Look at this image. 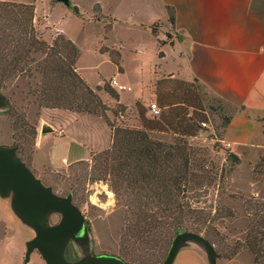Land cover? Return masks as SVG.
<instances>
[{
	"label": "rangeland",
	"instance_id": "1",
	"mask_svg": "<svg viewBox=\"0 0 264 264\" xmlns=\"http://www.w3.org/2000/svg\"><path fill=\"white\" fill-rule=\"evenodd\" d=\"M121 1L72 0L78 6L79 12L56 0H0V3L35 4V12L40 17L37 24L39 31L45 35L44 39L50 36L55 38L60 31L77 45L80 50L78 72L92 88L100 86L98 94L108 108L104 118L110 125L150 129L148 133L153 140L171 145L187 142L191 146V168L195 176L191 178L189 191L184 199L201 210L199 234L213 244L221 259L237 258L239 264H256L255 254L246 245L249 227L245 233L240 232L242 224L231 218L236 211L230 203L244 199L246 209V201L251 197L264 199V165L261 162L250 167L241 164L240 160L231 157L222 141L218 140L227 117L221 100L197 81L186 82L165 76L156 89V102L162 109V115L154 118L145 105L138 103V108L128 107L118 103L107 91L113 88L119 93L111 84L114 76L120 83L131 85L133 89L122 90L124 101L131 105L135 95L140 93L141 82L149 84L156 64L162 62L154 53L156 43L149 33L119 22L114 23L110 32L106 30V19L109 17L107 15H123L127 2L129 5L132 2L125 0L124 5ZM162 32L165 40H170L173 36L169 25L163 27ZM137 39L146 45L144 57L134 53L133 45ZM121 42L126 43L128 51L125 57L122 54V71L113 62L119 59L116 50H121ZM108 47L114 49L110 50ZM104 51H109L111 58ZM33 56L37 61H43L46 57L42 52L34 53ZM36 63L31 66H36ZM163 63L171 66L169 60ZM41 78L40 73L35 76L20 75L8 81L6 88L0 92V146H18L17 154L27 165H32L35 141L33 128L39 127L42 133V126L51 125L54 118H57L48 111V107L40 105L33 92ZM176 122L179 123L175 124ZM203 123L207 125L204 126ZM161 127L164 128L163 131H159ZM81 129L93 135L94 143L96 140L105 143L109 138L101 121L95 120L93 124L82 126ZM193 131L196 132L195 136L187 135ZM203 136L209 138V141L193 140ZM100 153L94 154L88 160L63 164L60 167L47 164L40 170L33 168L35 175L45 185L52 187L56 194L71 195L74 204L84 215L85 230L79 238L69 240L64 257L68 261L76 262L92 255L120 254L121 245L126 244L132 247L131 253L126 257L131 260L128 261L130 264H162L172 242L168 245L164 239L159 243L155 238H145L146 243L134 239L126 241L125 234L129 231L130 223L134 222L133 215L125 205L118 204L117 196L110 185V176L105 175L102 168ZM7 198L13 199L14 192L11 191L5 197L0 195L1 202L5 204L9 203ZM12 210L13 214L17 213L14 205ZM231 213L234 215H230ZM62 218L61 212L52 210L46 224L51 226L59 223ZM248 220L250 221L249 217ZM7 231H10L14 255L18 246H26L38 234V230L25 221L0 223V235ZM38 253L35 250L27 264H46ZM0 263L7 264L8 260L3 258Z\"/></svg>",
	"mask_w": 264,
	"mask_h": 264
},
{
	"label": "crops",
	"instance_id": "2",
	"mask_svg": "<svg viewBox=\"0 0 264 264\" xmlns=\"http://www.w3.org/2000/svg\"><path fill=\"white\" fill-rule=\"evenodd\" d=\"M121 3L125 5V0ZM126 5L123 15H107L106 30L110 32L114 23L119 22L149 33L156 43L154 53L162 62L156 64L149 84L141 82L140 93L135 95L131 105L124 101L122 90H118L120 98L117 102L128 107L138 108V103L148 107L150 102L156 101L158 83L165 76L186 82L197 81L221 100L230 118L223 125L218 140L222 141L225 149L239 158L241 164L250 167L259 163L264 155V0H132L130 5L129 2ZM170 10L174 13V23L170 21ZM76 11L79 12V8ZM39 19L35 12L38 33L44 38L37 24ZM167 25L173 34L170 40H165L162 32ZM45 39L51 42L54 36ZM126 46V43L121 42L123 53L115 49L120 53L116 61L120 63V67L116 64L119 70L122 69V54L123 57L128 54ZM133 47L136 55L145 56L144 42L137 39ZM104 52L111 58L109 51ZM168 60L171 64L169 67L163 63ZM120 84L133 89L131 85ZM47 109L57 118L52 121V132L42 134L37 127L39 133L35 139L32 165H29L33 172L47 164L60 167L88 160L111 146L113 129L104 117L57 108ZM95 120L101 121L109 134L105 143L97 140L94 143L93 135L81 129L82 126L93 124ZM193 140L209 141V138L203 136ZM226 143H230V146L227 147ZM7 199V204L0 200V223H24L25 220L18 213L13 214V199ZM239 202L230 203L236 211L231 218L242 224V230H239L245 233L249 220L244 199ZM10 237V231L0 235V262L4 258L8 260L7 264H27V244L18 246L14 255ZM173 264H210V260L202 243L185 240ZM217 264L239 263L237 258L228 260L218 257Z\"/></svg>",
	"mask_w": 264,
	"mask_h": 264
},
{
	"label": "trees",
	"instance_id": "3",
	"mask_svg": "<svg viewBox=\"0 0 264 264\" xmlns=\"http://www.w3.org/2000/svg\"><path fill=\"white\" fill-rule=\"evenodd\" d=\"M35 8L33 3H0V92L15 77L40 73L42 78L33 92L41 106L106 117L108 108L98 94L100 86L92 88L78 72L79 48L62 33L52 43L42 38L34 24ZM170 21L174 23L172 10ZM38 52L46 55L43 61L33 56ZM117 54L120 55L118 51ZM34 62L37 63L33 67ZM116 64L120 67V63ZM107 91L119 100L115 89ZM229 119L227 116L224 125ZM111 127L112 144L101 151L100 157L118 204L125 205L133 215L126 241L146 243L145 238H155L160 243L166 239L169 245L179 231L200 233L201 210L184 199L195 176L191 146L187 142L171 145L153 140L148 133L150 129ZM37 134L34 127V139ZM187 135L195 136L196 132ZM231 157L239 160L234 154ZM260 162L264 165V155ZM246 211L250 219L246 245L255 254L256 264H264V199L251 197L246 201ZM131 248L122 244L120 254L115 255L129 261L126 257Z\"/></svg>",
	"mask_w": 264,
	"mask_h": 264
},
{
	"label": "water",
	"instance_id": "4",
	"mask_svg": "<svg viewBox=\"0 0 264 264\" xmlns=\"http://www.w3.org/2000/svg\"><path fill=\"white\" fill-rule=\"evenodd\" d=\"M69 8L78 10L72 0H56ZM53 131L49 124L42 126V134ZM14 192L13 205L17 213L31 223L38 234L27 242L25 262L38 250L46 264H128L117 255H92L86 259L71 262L64 257V250L71 238H79L85 230V218L74 204L71 195L56 194L45 185L22 161L14 146H0V195L5 197ZM59 211L63 218L59 223L48 226L51 211ZM185 240H196L207 249L210 264H217L219 254L213 244L203 235L193 231H179L173 238L162 264H173L174 258Z\"/></svg>",
	"mask_w": 264,
	"mask_h": 264
},
{
	"label": "built area",
	"instance_id": "5",
	"mask_svg": "<svg viewBox=\"0 0 264 264\" xmlns=\"http://www.w3.org/2000/svg\"><path fill=\"white\" fill-rule=\"evenodd\" d=\"M111 84L118 90H130L131 89V87L120 84L115 77L111 79ZM148 110L152 117H158L162 113V109L156 101L149 103ZM203 125L205 126L207 124L203 123ZM226 146L229 147L230 143H226Z\"/></svg>",
	"mask_w": 264,
	"mask_h": 264
}]
</instances>
